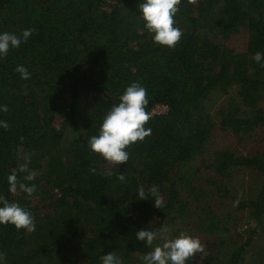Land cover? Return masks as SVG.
Returning <instances> with one entry per match:
<instances>
[{
	"label": "trees",
	"instance_id": "obj_1",
	"mask_svg": "<svg viewBox=\"0 0 264 264\" xmlns=\"http://www.w3.org/2000/svg\"><path fill=\"white\" fill-rule=\"evenodd\" d=\"M140 2L0 0V33L36 29L0 59V195L34 218L31 232L0 225L2 264H142L135 233L165 225L206 244L202 264H264V0H181L174 48L152 41ZM134 81L151 135L108 165L87 141ZM26 152L35 198L8 192ZM153 185L163 209L138 199Z\"/></svg>",
	"mask_w": 264,
	"mask_h": 264
},
{
	"label": "clouds",
	"instance_id": "obj_2",
	"mask_svg": "<svg viewBox=\"0 0 264 264\" xmlns=\"http://www.w3.org/2000/svg\"><path fill=\"white\" fill-rule=\"evenodd\" d=\"M180 4L181 0H143L138 4L144 28L155 44L174 48L180 42L182 31L175 26L174 19ZM35 31V28H28L19 34L0 33V59L6 57L10 49L18 48L22 43L27 42ZM252 59L264 68V54L256 52ZM15 71L20 74L21 79H30V73L23 65H18ZM118 99L119 103L111 106L103 117L98 134L91 136L87 141L90 152L102 157L108 165L117 166L126 164L129 160V153L126 151L129 146L151 135V129L146 128L145 125L153 115L152 112L146 110L149 104L147 89L139 81L128 84ZM0 110L6 112L7 105ZM0 127L7 129L9 125L7 122L0 121ZM20 139L23 140V137ZM32 155L31 152L19 155L18 158L23 162L7 177L10 194L24 193L29 198H35L37 186L24 182L34 180L36 176L35 172L28 170ZM89 170L92 173L96 172L95 168ZM18 172L26 173V175L21 179L18 177ZM107 175H112L111 171L107 172ZM117 179L126 182L124 174H119ZM137 196L140 200L151 196V201L157 208L163 209L165 205V198L159 187L155 185L147 191L144 186H140ZM241 196L242 193L237 194V201L234 204L239 202ZM33 221V215L29 210L0 195V225L10 224L17 231L26 229L31 232L34 231ZM135 235L138 241H143L150 249L139 257L142 264H189L190 261L195 260L197 254H199L197 264H202L204 258L208 256L207 246L201 242L199 237L192 236L186 231H180L177 236H172L171 229L166 225L158 229H141ZM5 259V254L0 253V264ZM100 259L102 264H124L114 252H109Z\"/></svg>",
	"mask_w": 264,
	"mask_h": 264
},
{
	"label": "rangeland",
	"instance_id": "obj_3",
	"mask_svg": "<svg viewBox=\"0 0 264 264\" xmlns=\"http://www.w3.org/2000/svg\"><path fill=\"white\" fill-rule=\"evenodd\" d=\"M163 105H157L155 108H154V111H156V112H160V111H162L163 110Z\"/></svg>",
	"mask_w": 264,
	"mask_h": 264
}]
</instances>
